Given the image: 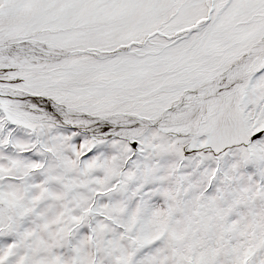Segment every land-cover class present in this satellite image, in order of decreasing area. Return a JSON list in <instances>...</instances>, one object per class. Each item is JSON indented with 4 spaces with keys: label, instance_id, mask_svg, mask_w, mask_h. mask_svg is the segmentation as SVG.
<instances>
[{
    "label": "snow or ice",
    "instance_id": "6c2138e0",
    "mask_svg": "<svg viewBox=\"0 0 264 264\" xmlns=\"http://www.w3.org/2000/svg\"><path fill=\"white\" fill-rule=\"evenodd\" d=\"M0 264H264V0H0Z\"/></svg>",
    "mask_w": 264,
    "mask_h": 264
}]
</instances>
